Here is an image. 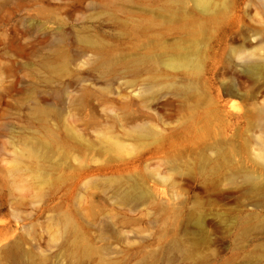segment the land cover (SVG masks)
I'll return each mask as SVG.
<instances>
[{
    "label": "rangeland",
    "instance_id": "obj_1",
    "mask_svg": "<svg viewBox=\"0 0 264 264\" xmlns=\"http://www.w3.org/2000/svg\"><path fill=\"white\" fill-rule=\"evenodd\" d=\"M245 175L264 0H0V264H264Z\"/></svg>",
    "mask_w": 264,
    "mask_h": 264
},
{
    "label": "bare ground",
    "instance_id": "obj_2",
    "mask_svg": "<svg viewBox=\"0 0 264 264\" xmlns=\"http://www.w3.org/2000/svg\"><path fill=\"white\" fill-rule=\"evenodd\" d=\"M195 4L197 7L202 8V9H206L208 7V0H194ZM241 186L245 187V190L247 193L252 194V195H256L257 197H259L261 200H264V188L263 187H256L253 185V183L251 182L250 178L245 175L243 177V181ZM121 197L127 198L128 194L127 193H123L121 195ZM261 224H264V219H261L259 221ZM173 247L176 249H181V247H179L178 243H174Z\"/></svg>",
    "mask_w": 264,
    "mask_h": 264
}]
</instances>
